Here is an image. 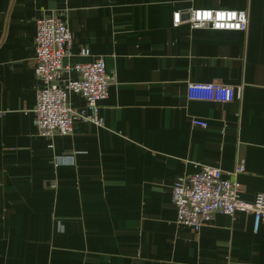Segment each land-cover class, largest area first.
Listing matches in <instances>:
<instances>
[{"label":"crops","instance_id":"obj_1","mask_svg":"<svg viewBox=\"0 0 264 264\" xmlns=\"http://www.w3.org/2000/svg\"><path fill=\"white\" fill-rule=\"evenodd\" d=\"M189 8L247 9L248 28L175 26ZM51 14L73 34L66 62L101 56L111 80L103 126L47 138L34 58L36 20ZM189 82L241 90L188 100ZM0 112V264H264V221L216 213L195 230L172 203L201 165L244 161L241 198L264 193V0H0Z\"/></svg>","mask_w":264,"mask_h":264},{"label":"built area","instance_id":"obj_2","mask_svg":"<svg viewBox=\"0 0 264 264\" xmlns=\"http://www.w3.org/2000/svg\"><path fill=\"white\" fill-rule=\"evenodd\" d=\"M175 26L183 23L193 28L246 31L249 24L248 10H215L189 8L173 13ZM34 73L40 82L33 123L40 136L72 135L76 122L87 121L104 125L100 115V102L109 95L111 76L106 71L103 57L87 62L69 61V48L73 34L57 14L36 20ZM81 56L89 50L82 49ZM76 77H72V73ZM241 87L216 82H189L188 100L231 102L238 98ZM72 94L85 99V109H75L70 104ZM2 112H0V116ZM192 124L206 128L208 123L193 118ZM246 170L244 161L229 172L220 168L201 165L190 176L178 177L172 187V203L177 211V223L199 230L216 213L234 216L237 211L253 214L254 229L258 231L264 221V193L253 201L241 198L242 188L238 177Z\"/></svg>","mask_w":264,"mask_h":264}]
</instances>
